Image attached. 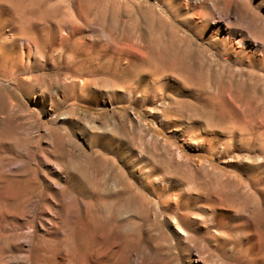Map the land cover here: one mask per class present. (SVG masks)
Wrapping results in <instances>:
<instances>
[{"label":"rangeland","instance_id":"374dc122","mask_svg":"<svg viewBox=\"0 0 264 264\" xmlns=\"http://www.w3.org/2000/svg\"><path fill=\"white\" fill-rule=\"evenodd\" d=\"M72 1L36 0L40 5L30 18L44 10L51 23L73 21L77 18L63 11ZM78 1L84 7L97 4V30L71 36L54 51L50 44L32 52L28 62L6 61L1 70L10 80L0 86V124L23 133L18 139L0 137V146L10 148L0 150V264H264V54L239 62L233 55H219L190 32L198 50L211 53L206 61L214 58L212 70L199 72L196 83L185 89L173 79L168 89L153 87L142 64L111 45L128 39L118 27L129 30L132 12L141 16L135 0ZM145 1L165 9L161 2ZM220 5L215 15L221 27L228 20L236 21L244 33L255 32L253 23L257 29L264 27V0H226ZM2 16L0 4V27ZM145 16L147 23L140 17L137 27L164 42L186 29L176 18L168 22L151 12ZM215 22H208L206 40L212 38ZM257 39L248 40L252 53L257 49L253 42L264 45V35ZM1 40L0 34V45ZM148 56L154 58L152 52ZM186 62L191 67V59ZM225 86L229 96L224 95ZM199 87L205 92L198 94ZM207 120L211 125L205 130ZM238 127L242 141L231 139ZM201 137L207 144L199 143ZM222 138L230 140L225 152L216 149ZM169 159L188 166L197 184L158 183L160 170L141 176L165 167ZM106 178L112 192H122L120 178L132 183V192L147 193L136 199L143 206L127 215V230L107 227L100 216L114 207L111 198L105 204L98 200L99 184ZM72 187L81 193L75 197ZM161 191V198L152 193ZM174 192L190 197L195 192H238L248 203L243 213L231 208L222 223L213 215L210 231L182 241L170 237L169 226H159L165 218L169 221L167 202ZM198 203L192 214L209 217Z\"/></svg>","mask_w":264,"mask_h":264},{"label":"bare ground","instance_id":"6f19581e","mask_svg":"<svg viewBox=\"0 0 264 264\" xmlns=\"http://www.w3.org/2000/svg\"><path fill=\"white\" fill-rule=\"evenodd\" d=\"M154 1L161 2L162 6L165 9L162 10L161 7H157V6L156 8L152 7L150 4L144 3L147 2L145 0H135L134 4L132 3L135 6L136 10L139 12V14H141L140 17L142 18L143 23L145 24L147 23L146 20L147 18L145 14L151 12L156 19H157L156 16H163V18L168 22H171V18L178 19L179 21H181L182 24H184L186 28L185 30L187 31L183 29L184 33L182 32L180 34H176L174 38L167 39L164 42L159 38L156 39L154 36H151L150 32H146L141 28V26L138 28L137 27L138 23H140L141 21L139 19L140 17H138L135 14V12L134 13L132 12L130 14L131 17H129L132 20V23L130 22L131 25L128 26L129 30L124 28V26L126 25H123V27H118L122 35L127 34L128 39L124 40L121 44H118V42H111V45H113L112 48L121 52H125L129 56V58L131 57L135 59V61L137 60L140 64H142L144 68L141 67V70L147 72L150 77L147 83L150 86L154 87L155 84L158 85L160 84L162 86V89H168V87L173 85L174 82L170 80L173 79L179 82V86L181 89H185L187 86H190L189 83L191 84L196 83L195 78L201 76L199 72H202L204 70L205 71L212 70V61L214 60V58H211V60L206 61V59H208L206 56L210 57L211 53H208L209 51L207 48H206L207 50L204 48H203L204 50H198V48L194 45L192 38L195 36L199 37L201 40H204L209 45V47L214 49V51L219 55L221 56L233 55L235 56L234 59L239 62H241L243 59L249 61L248 59L254 55H257V57L260 58L261 55L264 54V45L262 46L259 45L260 43L258 44L253 42V44L256 45L257 49L255 48L256 49L254 51L255 53L254 52L252 53L251 51L252 49L251 47H249L250 42H248V40L250 39L258 40L257 39L258 34L264 35V27H260L257 29V25L253 23L252 26L254 25L253 29L255 30V32L244 33L240 31L238 27H235L237 22L236 21L232 22L231 20L230 21L228 20L226 22L225 27H221V24L219 23L221 18L219 19L218 17H216L215 10L221 8L220 4L224 3L226 0H154ZM0 4L2 11L4 13V16H2L3 18L0 27V34L3 37V40H1V45H0V86H2L4 82L10 80L8 78L2 77L1 74V70L4 67L6 61L13 60V62H24L25 58H27V62H28L30 61L32 52H36V51L40 52L42 48H45L50 44L52 45L54 44L51 48L54 51V49H57L61 44H63L64 42L66 43V41L69 40L71 36L73 37L79 35L87 29H94V31L97 30V28L94 27L97 26L95 25V23L100 22V13L98 12L97 4L87 3V5L85 4L86 7H84L82 2L78 0H73L72 2L67 3V5L63 7V11L69 13L72 17L77 19H74L73 21L65 20L60 22V24H57L55 22L52 23L49 22L52 19L50 17L49 18L45 17L46 14L44 10H41L40 14H38L34 18H30L32 17L31 14L33 12V8L37 4L36 0H0ZM39 5L40 4H37V6ZM161 11L168 13V15L165 16L164 12ZM21 13L27 14L26 15L27 17L20 18ZM210 19H213L216 22H215V27H213L211 30L210 36H212V38L206 40L208 35L207 36L205 35V30H207L208 28V22L210 21ZM190 32L195 36H192ZM109 39L107 38L108 42L110 43L112 39L110 41ZM163 51H166L165 53H167V57L163 54ZM149 52H152L154 56V58L151 60H149V56H148ZM69 53L71 54L72 52ZM188 59H191L192 61L191 67L186 62ZM155 60H160L161 64H158L157 62H155ZM230 79H232L231 76L227 78L225 82L228 83ZM227 83L225 84L227 85ZM19 87L20 86L18 85V88ZM196 90L198 94L205 92L201 87L196 88ZM223 90L225 93L224 95L227 94L229 96L230 90L227 89L226 86L224 87ZM214 92H215L214 90L213 91L209 90L210 94H215ZM1 97L2 96L0 94V98ZM0 125H1L0 137L2 138V140L4 139L5 141L6 139L8 140L9 138H10L9 140H12L14 138L17 139L21 138L23 133L22 129L20 128L5 129L4 128L5 126H3L2 124ZM210 125L211 124L209 120H207L204 125L205 130H207V128ZM247 131L248 129H246L245 132ZM235 133L237 134L235 136L231 135V139L236 138V140L238 141H242L244 139L243 130L241 127H238ZM253 135L255 134L253 133ZM205 141H207L206 138L201 137L199 139V143H202L203 145L207 144V142ZM228 141L230 142V140L228 139H224V138L218 139L216 149L218 151L225 152L228 147V143H227ZM256 142L258 143V138ZM257 148H259V144ZM1 149L5 150L6 152L10 151L8 145L5 146L1 145L0 150ZM30 156L28 157L30 158ZM33 156L34 155H32V157ZM103 159L104 158H102V160ZM156 167L157 169L151 168L149 169L148 172L142 173L141 176H144V178H146L147 176H150L149 174L154 173L156 170H160L162 174L159 173L155 175V181H157L158 183L166 182L168 186L171 184L177 186H183V185H188V183H191V181L193 180V184H197L195 177L194 179L193 177L190 179V176L188 175L190 174L189 173L190 171L188 172V166H184V164L180 162V160L169 159L168 161H166L165 167H159V166ZM67 169H70V171L73 172L75 171V169L73 170L72 167ZM67 171L69 172V170ZM82 173L84 174V172L80 170L79 175L83 177ZM113 177L116 178V174H114ZM90 180L91 178H89V181ZM119 183H120V188L123 189L124 192L123 190L122 192H115V191L112 192V190L109 188L108 185L109 184L108 178L104 179L99 184L98 187L99 191L97 192H99L98 193L99 202L105 204L107 198L108 199L111 198L110 200H112L111 202L114 205L112 211L109 212L104 211L105 213H107L108 216L101 214L100 212V216L103 217L104 219V224L109 228H115L118 231H121L122 228H125L127 230L131 222V219L129 220L127 215L133 211L138 210L141 206H143L142 200L137 202L136 199L138 198V196L140 197L146 192H132L134 190L132 188L134 187L132 186V183L129 180H122L119 178ZM112 185L116 186L115 183H112ZM140 185L142 187V190L146 189V184H144V182L143 184ZM80 187L83 188L84 185ZM151 188L155 191L157 190L154 186H152ZM197 188L199 187L197 186ZM71 189H73L71 194H73L75 197L81 193V191L77 192L78 188L75 189L74 187H72ZM86 192H88L87 189ZM152 193L156 194V197L158 198H161V196L164 194V192L162 194V191L152 192ZM182 193L185 192H177L178 196L176 192L172 193L173 198L172 199L169 198L171 199V201L168 200L170 203L167 202L168 203L167 211L169 212L170 215L169 221H167V218H165L164 222H159V226H163V227L166 225L169 226V229H171V232L168 233L170 234V237L172 236L173 238H175L178 236L179 239L182 241H190L194 238H197L198 236L203 234L204 230L206 231L209 229L210 231L211 230L210 227H212L210 222L211 219L214 218L213 215L215 214L218 215V217H216L219 218L218 222L216 221L217 224L222 223L223 222L222 219L226 218L228 211L231 208L236 207L237 210L241 211L239 213H243L248 203V201L246 200L247 198L242 194H239L238 192L237 193L208 192L207 194H205L204 192L203 193L195 192L194 197H190V195L188 194H187L188 196H186L183 195ZM206 195H208L209 198ZM199 201H201L202 203H198ZM195 203H198L201 206L200 208H203L202 210L204 212L209 213V217L207 216V214L203 213L201 214L200 218H196L192 214V211L194 209L193 205ZM223 205H225V207H222ZM66 207L70 208L71 206L69 207V205L66 204ZM206 220H209V222L207 223V225L204 226L203 223ZM212 221L214 222V220ZM205 233L207 234V232ZM124 234L125 232H122L121 235ZM180 240H178L177 242L180 243Z\"/></svg>","mask_w":264,"mask_h":264}]
</instances>
